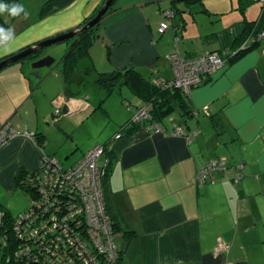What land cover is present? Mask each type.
Listing matches in <instances>:
<instances>
[{
	"label": "crops",
	"instance_id": "0c3cea01",
	"mask_svg": "<svg viewBox=\"0 0 264 264\" xmlns=\"http://www.w3.org/2000/svg\"><path fill=\"white\" fill-rule=\"evenodd\" d=\"M104 1L71 0L49 15L64 16L67 25L57 30L64 33L97 13ZM238 3L241 0H226L227 6L223 2L212 5L211 0H114L99 23L98 39L72 72H64L61 59L57 63L61 76L54 75L59 83L52 93L48 87L51 75L39 72L35 78L36 70L26 71L24 60L1 69L0 127L7 122L14 134L0 146V191L16 190L18 171L32 170L39 164L41 151L28 133L44 135V151L48 154H74L80 158L83 152L75 141L78 129L86 126L96 112L105 113L112 125L122 117L117 116L116 120L102 109L105 97L102 99L101 92L94 98L96 102H91L92 97L83 91L86 69L94 66L99 73L133 67L153 84L169 81L172 70L164 54L173 47L174 29L180 35L177 48L184 57L194 58L210 51L229 52L260 13L257 2L246 7L241 3V8ZM173 4L178 13L172 28L159 36L157 27L163 16L158 11ZM13 24L21 25L0 44V58L57 33L46 35L38 29L26 30L22 22L15 21L9 29ZM262 46L264 40L225 68L204 76L201 84L189 93L181 91L191 112L182 116L178 104L170 102L174 110L159 121L163 132L138 128L127 134L129 141L125 132L122 139L112 140L120 127L130 122L133 110L128 109L127 122L95 143L112 140L110 152L118 146L110 153L107 185L110 204L122 228V232H117L121 264H264ZM101 51L112 69L96 68L94 56ZM83 58L92 63L85 70ZM92 82L101 88L95 80ZM121 87L131 92L127 86ZM59 95H63L64 101L56 115L55 99ZM135 98V106L151 109L150 103ZM185 123L188 129L200 130L190 143L171 133L173 125ZM55 131L71 140L63 155L59 152L61 146L51 145ZM121 141H125L123 146H119ZM216 157H225L230 165L242 163L241 179L233 181L232 173L215 170L204 182L196 181L197 171ZM124 231H134L135 236L127 240ZM221 241L229 247L215 254Z\"/></svg>",
	"mask_w": 264,
	"mask_h": 264
},
{
	"label": "trees",
	"instance_id": "16d2710c",
	"mask_svg": "<svg viewBox=\"0 0 264 264\" xmlns=\"http://www.w3.org/2000/svg\"><path fill=\"white\" fill-rule=\"evenodd\" d=\"M174 1L176 0H173V3ZM185 1L188 3L191 0H185ZM0 2L4 4H8V5H12V4L22 5L20 0H0ZM70 2L71 0H45L41 6L40 14L41 16H45V15L47 16L51 13L56 12L60 8L65 7ZM253 2H257L260 5L259 17L262 18V21H264V3H262V1L241 0V3H243L242 6H245V7L247 6V4H250ZM241 3H238L240 8L242 7L240 5ZM167 10L168 8L167 9L164 8V9H161V11H158V13H160L163 16V21L165 18L164 16L165 11ZM95 14L96 12L93 13L90 17L85 18L74 29H77L83 24H85L92 17H94ZM22 15L23 13H21V15L19 16L13 17L8 14L11 20L20 18ZM258 19L256 21H253V23L250 24L249 29L248 30L246 29L247 31H245L242 34V36H240V38L237 40L238 42L235 41L236 43L234 44L233 48L238 47L239 45L241 46L242 39L248 38L249 33H253V35H256L258 32L264 31V29H262L264 28V23H261ZM100 21L96 23L95 25H93L92 27H88L86 30H84L77 36L70 39L72 42L69 48L67 49V51L64 53V55L61 58L62 69L64 70L66 74L69 72H72L78 60L89 52V49L93 46L95 41L98 39L99 34L97 32V29L99 27ZM0 27H3L4 29H9L10 27V22L4 17L3 14H0ZM69 30H72V29H69ZM177 33L178 32H175L173 35V47L170 51H173V50L178 51L177 43H178V40L180 39V35ZM59 34H62V33H57L56 35H53V37ZM158 34L159 36L163 35V33L160 31H158ZM176 36H179V39L175 41ZM37 42L39 41H36L30 45H27L21 49L14 51L13 53H10L4 57H1L0 61L22 51L23 49ZM251 48L252 47H248L247 49L239 50L238 52L234 54V56L239 57L241 54H243L245 51ZM210 52L212 53V52H217V51H210ZM168 53L169 51L164 54L165 59ZM35 56L36 55H32V57H35ZM235 57L233 58L235 59ZM184 58H187V57H184ZM230 60H232V58ZM167 61L168 63H170L169 60ZM169 65L171 68V64ZM172 78H173V71H172ZM162 81L168 82L167 80H162ZM95 84L101 86V88L104 90L105 98H106V95L113 93L116 87L127 86L132 94L144 100L145 102L151 104V109L147 108L146 106L145 107L150 111L152 118L156 122H158V124H160L159 121L163 117H166V115L170 114L174 110V107H171L169 105L170 102L178 104V107H179V110L182 116H186L191 112V110L188 108L186 97L181 92L182 88H176L172 86L165 88V87H162L159 83L153 84L152 82H150L149 79L143 76L141 71L134 69L133 67L124 68L122 70L115 69L110 72H99L97 73ZM127 101L129 100H126L124 102L126 107H127ZM130 104L133 105V102L130 101ZM102 109L104 110L103 107ZM129 123L130 122L126 123L125 125H122L120 127V130L114 134L113 138L115 137L116 134H119L122 131L125 132L126 134L124 137L128 138V136L131 135L132 132H134V130L139 128L137 127L138 125H132L128 127L130 125ZM185 125L187 124L185 123ZM33 138H34L33 140L31 138L30 139L36 146H38V148L41 151V157L39 160V164L36 168L32 170L21 169L20 171H18V174L16 175V178H15V188L16 189L21 188L23 190L29 191L32 195L31 203L25 210H23L22 212H19L17 216H12L11 213L3 205L0 204V211L2 212L1 218H3L2 224H3L4 232L6 233L5 240H7V243H8L6 245L0 242V264H46L44 260H42L43 256L37 255L34 260H31V259H28V255L30 254L28 255L23 254V252L25 251L27 252L31 250L32 252L34 251L33 253H35V248H34L35 239L32 237H27L26 236L27 232H26V235H24V237H20V234L14 231L13 221L16 222L19 215L22 213L24 214L27 211H33L34 212L33 227H37L39 230L41 229L42 230L41 232L44 233V236L46 238L49 237V239L56 238L57 234L59 233L57 232V230L58 229L60 230V227L62 228V227L67 226L69 227L70 230H76L78 228L77 223L79 222L81 224L80 228H83L82 226L83 222L81 221V218L85 217L86 212L85 210H83L78 214L74 213L76 211L75 209L76 206L74 205L79 206L76 202L80 200V196H79L80 193H78L75 190L74 186L71 184L72 182L70 183V180H69V182H67L66 184L60 183V182L54 184V181H53L52 182L53 186H48L46 182L47 180H49V175L52 174V171H54V174H52V176L54 178H57V176L61 172L63 173L70 169H76L79 166L78 164L86 157V154L91 148L94 147V145L82 151L83 152L82 156L78 158V160H76L71 166L65 167L61 163L60 157H57V155L48 154L44 151L45 142H44V135L42 133L34 134ZM120 139H122V137ZM126 140L129 141V138ZM125 141L123 142L121 141L119 146H123ZM106 144H100L104 146V150H103V154L97 159V164L99 165V168L102 171V174L99 176V180L100 182H102V185L100 184V193H101V201H102L103 210H104V216L107 220V223H106L107 229L109 230V235L113 237L117 245V234H118L117 232L118 231L122 232V228L119 225V220H118L119 217L114 212V210L112 209V205L110 204L111 203L110 202V199H111L110 189L107 183H108V176L110 173L111 162H112L110 159V156H111L110 153L116 151L118 146L112 149V151L110 152V149L112 148V146L109 149V147H107ZM45 157L47 159H55L58 165L51 164L50 162H45V160H43ZM64 158L67 159L68 156ZM101 159H102V164L100 163ZM105 163H106V166H104ZM232 165L233 164L231 165L228 164L227 166L229 168ZM41 186L43 188L46 187L45 194L41 192L40 190ZM38 196H41V197L38 198ZM23 228L26 231H30L29 226H23ZM24 230H21V233L24 232ZM123 234L126 235L127 240H131L135 236L134 231H124ZM0 235H1V231H0ZM2 235H3V232H2ZM84 237H85V234L80 235L79 239H83ZM86 238L87 237H85V239ZM57 245L62 248L63 243L58 241L56 244H54V246H57ZM89 250L91 254L95 253V249L92 243H90L89 245ZM75 255L76 254H74L73 257ZM121 257H122V253L120 252V256H118V260L115 261L116 263L114 264H121L120 262ZM100 260L101 262L104 261L102 257H100ZM69 262L70 261H68V263ZM72 262H73L72 264H82V262H79L77 257L72 258Z\"/></svg>",
	"mask_w": 264,
	"mask_h": 264
},
{
	"label": "built area",
	"instance_id": "2783aa9c",
	"mask_svg": "<svg viewBox=\"0 0 264 264\" xmlns=\"http://www.w3.org/2000/svg\"><path fill=\"white\" fill-rule=\"evenodd\" d=\"M264 3V0H259ZM169 11V10H167ZM161 26H165V23L162 22ZM162 31V30H160ZM251 37H248L247 42L245 44L239 46V49H246L248 48L252 42H254V39L252 38L253 34L251 33ZM261 37H264L262 35ZM260 37V38H261ZM259 38V40H261ZM258 40V41H259ZM176 52V51H174ZM177 53V52H176ZM262 53H264V47H262ZM233 54V52H232ZM224 59L225 56H222ZM221 56L218 55L217 52H210L203 54L201 56L194 57L190 60L187 58H184L179 64L182 66L173 72V78L169 80L168 82L161 81L158 82L162 87H176L179 85V79H177L178 74L186 75V76H193L195 80L194 85H199L202 82V79L206 75H211L213 74L214 71H216L219 68H222L223 65H225V61ZM173 61V59H170ZM226 60V59H224ZM179 62V61H177ZM172 64V62H171ZM186 64V65H185ZM188 67V68H187ZM173 71V69H172ZM170 83V84H167ZM188 79H185L180 87L185 89V93H189L191 90L190 87L187 85ZM178 88V87H176ZM64 97L62 95H59L55 99V114L59 115L60 114V105L63 103ZM206 107H204L205 111ZM130 124L133 125H138L139 128H141L144 132H153V133H158V132H163L161 130L160 125L158 122H156L151 114L150 111L145 107H137L134 108V113L132 116V119L130 121ZM188 126L185 124H175L172 127L171 133L176 136H181L185 137L186 141L190 143L192 139L197 135V129L195 133H188ZM194 132V131H193ZM14 134V131L10 127L8 123H5L4 126L0 128V145L4 142H6L7 138L12 136ZM28 136L33 140V135L28 133ZM120 134H116L115 137L118 138ZM9 137V138H10ZM114 137V138H115ZM115 138V139H116ZM188 139V140H187ZM96 150V152H93ZM104 146L103 145H98L94 146L88 153L87 155V160L84 161V159L78 164L79 166L76 169H70L67 170L66 172H61L57 178H54L52 174H54V171H52V174L49 175V180H47L46 184L48 186H53V181L55 183H67L70 180V183L74 186L75 190L80 193V200L77 201L76 203L79 205H74L76 206L75 209L76 211L74 213H80L81 211L85 210L86 214L85 217L81 218V221L83 222V228L81 227V224L78 222L77 226L78 228L76 230H70L69 227H60L62 229L63 233H58L56 238H51L45 237L44 233L41 232L42 230L38 229L37 227H33V221L34 217L29 214L28 212H33V211H27L26 213H22L19 215L18 219L16 222L17 224V233L20 234V237H24L27 232V237H32L35 239L34 241V248H35V253L31 251H25L23 254L28 255V259L34 260L37 255L43 256L42 260L46 264H72V258L77 257L79 262H82V264H107L106 262V255L109 257L108 260L111 262H115L116 259V252L113 253L112 250H109V248L106 246L108 243L105 241V238H108V242L110 244H113L114 242L113 237L109 235V230L107 229V220L104 216V210H103V205L101 201V193H100V180L99 176L102 174L101 169L99 168V165L97 164V159L103 154ZM45 162H50L51 164L58 165L57 161L55 159H47L46 157L43 159ZM84 162V163H83ZM228 160L225 157H216V158H211L202 168H200L197 171L196 174V181L198 182H204L206 178L215 170H220L224 171L226 173H232L233 174V181H238L241 179V176L243 175L242 168L243 165L242 163H237L228 168L227 164ZM106 166V163L104 164ZM59 167V166H58ZM91 181L94 182V185L98 189L97 192L93 189H91L93 186H90V189H88V186L85 184H89ZM64 185V184H63ZM47 186V187H48ZM45 188L41 186V192L45 194ZM99 211L102 212V216H99ZM76 214V215H77ZM25 216L24 220V225L23 226H29L30 231L24 230L23 226H20V221L19 218H22V216ZM98 217V218H97ZM44 227V226H43ZM21 230H24V232L21 233ZM85 237L83 239H79L80 235H84ZM86 240V242H85ZM62 242L64 245V248H69L74 246L73 251H66L64 253H61L59 256H54L53 250H54V244L57 242ZM92 243L93 247L96 246L95 243H100L101 247L100 249H97L99 251V255L104 256V261L101 262L100 258L96 259L95 253L90 252L89 250V245ZM229 245L226 244L225 242L221 241L218 243V245L215 248L214 253L218 254L222 251H226L228 249ZM27 250V249H26ZM96 252V249H95ZM27 253V254H26ZM113 253V254H112ZM76 254L74 257L73 255ZM95 254V256H93ZM98 254V253H97ZM65 259V260H63ZM68 261H70L68 263Z\"/></svg>",
	"mask_w": 264,
	"mask_h": 264
},
{
	"label": "rangeland",
	"instance_id": "374dc122",
	"mask_svg": "<svg viewBox=\"0 0 264 264\" xmlns=\"http://www.w3.org/2000/svg\"><path fill=\"white\" fill-rule=\"evenodd\" d=\"M191 1H193V0H191ZM211 1H212V5H215L217 3L219 5L223 2L227 6L226 0H211ZM253 1H257V0H253ZM20 2L22 4V6L24 7L25 11L28 13L27 18H25L24 15H22L20 18H17L15 20H11L8 16L7 12L3 13L4 17L10 23L13 21H15V23H21L22 22L23 23L22 28H27L26 30H32V31H36V29H38L40 33H43L46 35L49 34L50 32L51 33H54V32L58 33V31H57L58 29H60L61 27L63 29L64 26L67 25L66 21L64 20L63 15L61 17L58 16L57 18L55 16H51L52 14L48 15V16H46V15L41 16L40 9H41V6H42L44 0H20ZM0 3H2V2H0ZM208 3H211V2L209 1ZM254 3L255 2H253V4ZM168 10L169 11H165V14H164L165 18H164L163 22L165 23V26H161V23H160L157 27L158 31L162 30L160 32H162L163 34H165V32L168 31V29L172 28L173 20L178 13V9L175 7V4H173L172 7L168 8ZM258 20L261 23H264V21H262V18L259 17ZM258 24H259V22H258ZM17 25H21V24H13L12 30H14L16 27L17 28L20 27ZM262 29H264V28H262ZM175 32H178V31L176 29H174V33ZM177 34H179V33H177ZM250 35H251V33H249V38L251 37ZM178 39H179V36H176L175 41ZM260 39L261 40H259L257 42H255V41L252 42L249 47H252V48L256 47L257 44H259L262 40H264V37H261ZM247 40H248V38H243L241 41V45L245 44V42H247ZM69 42L70 41L65 40V41H62L59 43L49 45V46L45 47L44 49H42V51L39 54L38 58L44 57V56H52L55 60V62L50 67L40 68V69L36 70L33 74V76L35 78H36V75L39 74V72H45V73H43V75L44 74L51 75L50 81H49V86H48L49 87V93H52L57 88V85L59 83V82H57L58 80L55 79L54 75L59 74V72H60L61 68L58 66L57 63L60 61L61 57L63 56L65 49L68 46L67 44ZM262 47H264V46H262ZM235 48L238 49L239 47H235ZM235 48H233L231 51L226 52V53H221V52L218 53V55L221 56V58H222V56H225L224 59H226V60H224L222 58L223 61H225V65H226V63H230L233 60H235L236 58H238V57H235L234 54L229 56L230 53L233 52V50H236ZM174 51H176V50L170 51L168 53L166 60H169V62H170L169 64H171V62H172L171 69H173V72L175 73V71H177L182 66L179 63L184 59V56L179 53V50L176 51L177 53ZM206 53L207 52H203L202 54H199L198 56H201V55L206 54ZM99 54H101V55H99ZM233 57H235V59ZM94 58H95L94 60H95V64H96L95 66L98 70L101 71L103 69H105V70L112 69L110 64L105 59L106 57L104 56V51L96 53ZM192 58L188 57L187 59L190 60ZM229 58L230 59L232 58V60H230ZM170 59H173V61H171ZM34 61H35L34 58L24 59V63H25L24 68L26 69V71L30 72L31 70H33L31 65H32V62H34ZM177 61H179V62H177ZM90 64L92 65V63L89 62L88 58H83L82 65H84V70L86 69V67L90 66ZM225 65H223V67ZM90 68H91V70L86 69L87 74H85V75H87V76H86V82H83L84 83L83 84V88H84L83 91H85L87 94L90 95V97H92L91 98V102H92L99 92H101L102 99H103L105 97V94H104L105 92L103 91L102 88H99L98 86L93 85L94 83L92 81H94L97 78V72L98 71L94 68V66H90ZM222 68L217 69L216 71L213 72V74ZM59 75L61 76V74H59ZM171 82H172V80H171ZM167 84H170V83H167ZM194 84L195 83H193V85H191L189 90H192V88L197 86ZM176 87L182 88V87H179V85ZM182 90L185 91L184 88H182ZM128 99H129V101H127V107H126L124 102ZM84 100L87 101V99H84ZM96 100L97 99H95V101H93V102H96ZM130 101L135 102V101H137V99L135 98V96L131 92H129L126 88H123L121 86H118L117 89H115V91L113 93L106 96V98L104 99V101L102 103V107L105 110H107L108 113L112 114V116H114V118H116V120L118 119L117 116H122V117L120 119H118L119 121H117V123L115 125L114 124L112 125L109 123V117L105 113L100 112L98 114L96 112L95 115L92 116L86 122V126H84L81 129H78L75 133L76 134L75 135V141L77 144H79L78 146H81V147H79L80 150L84 151V150L88 149L89 147H91L95 143H99L102 140V138H104L108 134H110V133L112 134L116 129H119V127L121 126V124L123 122L124 123L127 122L125 120L127 119L128 114L130 112V110H128V109H132L133 113H134V107L135 108L143 107V106H135L134 103L132 105V104H130ZM98 103H99V100L93 106L95 107L96 105H98ZM174 114H176V113H174ZM131 119H130V121H131ZM4 124L5 123H3L2 126H4ZM132 125L133 124H130L128 127H130ZM139 129L142 130L141 128H139ZM195 132H196L195 128L188 130V133H195ZM123 133L124 132L122 131L119 133L120 136H118V138L115 137L116 141L118 139H120L125 134V133L124 134ZM199 133H200V130L198 129L197 133H195V135L196 134L198 135ZM55 134H57V135H54L52 138L50 137L51 138V145L53 147H56V148L58 147L57 145L61 146L62 148L61 147L59 148L60 149L59 152L62 154V153H64V149H67V146L71 144V140H69V137L64 136L63 134H58L57 132ZM9 137L6 140H8ZM195 137L192 139V141L195 139ZM115 138L112 137V140H115ZM112 140L106 144L107 147H109V149L114 144ZM4 143H6V142H4ZM4 143H2L0 146H2ZM98 145H100V144H97L96 146H98ZM89 151H88V153H89ZM93 152H96V150H94ZM78 153L80 155V152H78ZM88 153H87V155H88ZM87 155L84 158V161L87 160ZM77 159H78V157H76V155H74V154L69 155V157L67 159L64 158L63 156L60 157V161L63 164V166H65V167L71 166ZM100 163L102 164V159L100 160ZM85 185L88 186V189H90V186H93L91 189H93L97 192L98 185L96 187L94 185L93 181H91L89 184H85ZM101 185H102V182H101ZM40 197L41 196H38V198H40ZM31 198H32L31 193L29 191L23 190L21 188L16 189V190L3 189L0 191V204L3 205L11 213L12 216H17V214L19 212H22L23 210H25L30 205ZM28 213L31 214L32 216H34V212H28ZM1 215H2V212L0 211V231H1L0 242L7 245L8 244L7 240H5L6 233L4 232V228H3V224H2L3 218H1ZM101 216H102V212L99 211L98 217H101ZM24 220H25L24 215L22 216V218H19V221L21 223L20 226L24 225ZM17 224H18V222L13 221V228H14V231L16 233H17ZM2 232H3L4 236L2 235ZM57 232L63 233L62 229H60V230L58 229ZM104 240L107 241L106 243H108V244L106 246L109 248V250H112L113 253L116 252L115 261H117L118 256H120V252H119L118 246L116 245V242L114 241V242H112L113 244H110V242H108V238H105ZM95 244H96V246H94V249H96V252H95L96 256H95V254H93V256H95L96 259H98L100 257H102L104 259V256L99 255V251L97 250V249L102 248L100 246L101 244L100 243H95ZM64 245L65 244H63L62 248L59 247L58 245L54 247V250H53L54 256H59L61 253L68 251V249H69V251L74 250V246L69 247V248H64ZM108 259H109V257L106 255V261H107L106 263L107 264L116 263L113 261L111 262ZM56 264H60V263H56Z\"/></svg>",
	"mask_w": 264,
	"mask_h": 264
},
{
	"label": "water",
	"instance_id": "95a60500",
	"mask_svg": "<svg viewBox=\"0 0 264 264\" xmlns=\"http://www.w3.org/2000/svg\"><path fill=\"white\" fill-rule=\"evenodd\" d=\"M113 1L114 0H105L104 3L102 4V6L100 7V9L95 14V16L92 17L89 21H87L84 25L80 26L79 28L72 29L70 31L59 34L57 36L50 37V38L44 39L42 41H39V42L23 49L22 51L14 54L10 57H7L6 59L1 60L0 61V70L11 65V64L18 62V61H23L26 58H31L32 55H36L35 57H32L35 59V61L32 62V65H31L33 70H37V69H40L43 67H50L55 60L52 56H44V57L38 58L42 49H44L45 47H47L49 45L71 39V38L77 36L78 34H80L81 32H83L84 30H86L88 27H92L93 25L98 23L102 19L103 15L112 6ZM36 76H38V74Z\"/></svg>",
	"mask_w": 264,
	"mask_h": 264
},
{
	"label": "clouds",
	"instance_id": "9594fccd",
	"mask_svg": "<svg viewBox=\"0 0 264 264\" xmlns=\"http://www.w3.org/2000/svg\"><path fill=\"white\" fill-rule=\"evenodd\" d=\"M5 12H7L9 15H11L13 17L19 16V15H21V13H23L25 18H27V15H28V13L25 11V9L22 5H19V4L8 5V4L0 3V14H3ZM12 34H13L12 29H4L3 27H0V44H3L5 41L10 39ZM182 92L185 93L184 91H182Z\"/></svg>",
	"mask_w": 264,
	"mask_h": 264
},
{
	"label": "bare ground",
	"instance_id": "6f19581e",
	"mask_svg": "<svg viewBox=\"0 0 264 264\" xmlns=\"http://www.w3.org/2000/svg\"><path fill=\"white\" fill-rule=\"evenodd\" d=\"M262 35H264V31H262V32H258L256 35H253L252 38H256V39H254V41L257 42V41L259 40V38H260ZM239 50H240L239 48L236 49V50H233V54H235V53L238 52ZM231 55H232V53H230L229 56H231ZM177 79H179V81H180V82H179V87H180L181 83H182L185 79H188V83H187L188 86H191V85H193V83H195V81H194V77H193V76H186V75L178 74V75H177Z\"/></svg>",
	"mask_w": 264,
	"mask_h": 264
},
{
	"label": "flooded vegetation",
	"instance_id": "af4514ba",
	"mask_svg": "<svg viewBox=\"0 0 264 264\" xmlns=\"http://www.w3.org/2000/svg\"><path fill=\"white\" fill-rule=\"evenodd\" d=\"M84 25V24H83ZM68 41H70V43L72 42L70 39H68Z\"/></svg>",
	"mask_w": 264,
	"mask_h": 264
}]
</instances>
